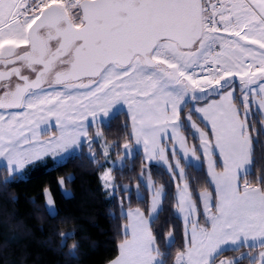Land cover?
I'll return each mask as SVG.
<instances>
[{"label": "snow or ice", "instance_id": "1", "mask_svg": "<svg viewBox=\"0 0 264 264\" xmlns=\"http://www.w3.org/2000/svg\"><path fill=\"white\" fill-rule=\"evenodd\" d=\"M118 105L131 131L113 145L102 125ZM262 134L264 0H0L3 183L84 145L95 162L94 142L106 159L122 148L112 161L120 170H133L143 154L132 188L142 201L141 184L149 190L148 208L122 211L123 239L108 264H167L153 231L167 194L152 179L153 162L179 178L183 244L171 264H242L250 252L221 257L245 245L264 249V175L248 178ZM204 164L202 180L186 171ZM101 180L113 194L120 187L112 168ZM131 190L123 186L126 197ZM45 205L53 214L47 189ZM58 236L61 247L75 239ZM165 239L174 246V229ZM78 248L67 254L76 259ZM257 259L264 264V251Z\"/></svg>", "mask_w": 264, "mask_h": 264}, {"label": "trees", "instance_id": "2", "mask_svg": "<svg viewBox=\"0 0 264 264\" xmlns=\"http://www.w3.org/2000/svg\"><path fill=\"white\" fill-rule=\"evenodd\" d=\"M253 118L261 119L258 111L253 113ZM128 121L125 111L114 115L103 126L107 141L113 145L122 144L131 131L130 127L125 128ZM116 149L121 152V148ZM254 149L249 180H255L258 173L264 175V134L254 140ZM87 151L85 146L79 155L59 165H54L52 160L37 163L27 169L26 179L16 176L7 184L3 183L7 177L6 170L0 171V264H108L118 255L117 246L123 239L121 225L126 222L122 211L140 208L146 212L148 208L149 190L141 184L142 201L136 198L132 188L139 182L143 155L134 157L133 170H114L115 181L120 187L114 196L109 197L100 180L102 166L99 161L94 162ZM150 169L156 183L163 184L167 194L153 231L161 251L167 253V264H171V257L183 244V224L174 208L177 180L174 181L159 165H152ZM186 171L202 180L206 166L204 164L199 172L187 167ZM61 179L72 191L70 196L63 193L59 183ZM124 185L132 189L127 197ZM45 189L51 191L55 201L57 212L54 215H50L46 208ZM170 228L174 229V246L165 239ZM59 232L74 233L75 239H69L67 245H79L76 259L67 254L68 247H61ZM249 252L251 256L243 259L242 264H252L258 249L227 251L221 259H233Z\"/></svg>", "mask_w": 264, "mask_h": 264}, {"label": "rangeland", "instance_id": "3", "mask_svg": "<svg viewBox=\"0 0 264 264\" xmlns=\"http://www.w3.org/2000/svg\"><path fill=\"white\" fill-rule=\"evenodd\" d=\"M117 108L119 109V111H116L114 115H116L117 113H119V112H121V111H125V112H127L126 106L118 105ZM254 112H257V109H256V107L253 105V113H254ZM114 115H113V116H114ZM113 116H112V117H113ZM112 117H111V118H112ZM111 118H110V119H111ZM110 119L108 120V122H107L105 125H107V124L109 123ZM193 119H194V117H193ZM103 126H104V125H102V128H103ZM52 131H53L54 133H56L57 135L59 134V133H58V129H56L55 127L52 128ZM45 139H47V137H45ZM95 143H96V144H95ZM108 143H109V144H112V143L109 142V141H108ZM85 146H87V145H84V146L82 147V149H78V150L72 152L71 155H68V156L64 157L62 160H61V159L53 160L52 158H46L44 162H38V163H46V162H48L49 160H52V161L54 162V165H59V164L65 163L70 157L75 156V155H79ZM96 146H97V149H96ZM87 149H88V147H87ZM92 151H93L94 154H95V161H99L100 166H102V171H101V173H100V180H101V176H102V174H103L104 171H106L108 168H112V175L114 176V170H115V169H118V168H119V165H113L112 161H116V160H117L116 152H118V150H117L115 147L111 148V149L109 150V157L106 159V158L103 156V154H102V151H103V150H102V147H101V143H100V142H94V144H93V148H92ZM122 151H123V150H122V148H121V152H122ZM87 153H88V155H89V149H88ZM137 154H142V153L137 152V153L135 154V156H137ZM142 155H143V154H142ZM89 156H90V155H89ZM135 156H134V157H135ZM90 157H91V156H90ZM91 158H92V157H91ZM92 159H93V158H92ZM152 165H157V164H156L155 162H153L152 164L149 165V168H150V166H152ZM159 166H161V167H163V168L165 169V167H164L163 165H159ZM29 167H30V166H29ZM29 167H28V168H29ZM28 168H26L25 170H23L22 172H20V173L17 175V178H18V179H26V178H27V169H28ZM1 170H6V169L3 167V162H2V161H0V171H1ZM165 170H166V169H165ZM6 172H7V170H6ZM151 175H152V173H151ZM7 177H8V172H7ZM7 177L5 176L4 178H7ZM152 179L154 180L153 176H152ZM154 181H155V180H154ZM101 183H102V185H103V181H102V180H101ZM115 183H116V181H115ZM116 184H117V183H116ZM60 186H61V184H60ZM103 188H104L105 192L107 193V196H109V197H112V196H114V195L117 193V192H116L117 189H115V192H114V194H113V190H112V189H106L104 186H103ZM61 189H62L63 193H64L66 196H70V195L72 194V191L66 187L65 181H64V185H63V187L61 186ZM47 190H49V189H47ZM49 191H50V190H49ZM50 192H51V191H50ZM47 210H48V209H47ZM125 211H127V210H125ZM56 212H57V209H56V206H55V209L53 210V214H52V215L56 214ZM179 216H180V215H179ZM169 245H170V244H169ZM242 255H243V254H239V256H236L235 258L240 257V256H242ZM257 256H258V255H257ZM235 258H233V259H235Z\"/></svg>", "mask_w": 264, "mask_h": 264}, {"label": "crops", "instance_id": "4", "mask_svg": "<svg viewBox=\"0 0 264 264\" xmlns=\"http://www.w3.org/2000/svg\"><path fill=\"white\" fill-rule=\"evenodd\" d=\"M255 106V105H254ZM129 118V117H128ZM194 119H197V117L194 115ZM197 123H199V120H197ZM193 164H196V162L195 161H193L192 162ZM205 166H206V164H205ZM251 170H252V168H251ZM176 180H177V182H178V180H179V178L177 177L176 178ZM131 209H136V208H131ZM127 210H129V209H127ZM125 223H127V221L125 222ZM242 248H245V249H258L259 250V252L260 251H264V249H261L260 247H259V245L257 244V246L255 247V248H250L248 245H245V246H243V247H241L240 249H242ZM222 259H224V258H222ZM258 260V259H257ZM257 264H259V261H257Z\"/></svg>", "mask_w": 264, "mask_h": 264}]
</instances>
